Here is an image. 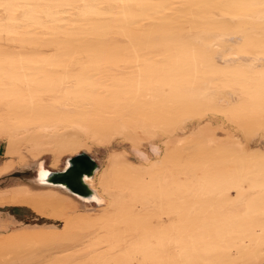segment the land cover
Here are the masks:
<instances>
[{"label":"bare ground","instance_id":"bare-ground-1","mask_svg":"<svg viewBox=\"0 0 264 264\" xmlns=\"http://www.w3.org/2000/svg\"><path fill=\"white\" fill-rule=\"evenodd\" d=\"M0 142V264H264V0H0Z\"/></svg>","mask_w":264,"mask_h":264},{"label":"rangeland","instance_id":"rangeland-1","mask_svg":"<svg viewBox=\"0 0 264 264\" xmlns=\"http://www.w3.org/2000/svg\"><path fill=\"white\" fill-rule=\"evenodd\" d=\"M155 143V142H154ZM158 145V144H157ZM125 149V148H124ZM80 152H84L83 150ZM87 153V152H86ZM90 159L92 158V160L95 162V164L100 165L103 159V155L104 152H101V150H98V148L92 149L90 152H88V154H86ZM41 159H45L46 160V167L48 169L51 170H61L63 167V163L64 160L61 159L60 164L55 167V169L53 167L49 166L51 157L50 156H43L41 157L39 160ZM34 172L33 169H30L28 171L22 172L20 174H16L15 176L20 177L22 179H26V180H30L33 176H34ZM29 178V179H28ZM91 206H94V204H90ZM84 206V205H83ZM84 209H89L85 206ZM6 212H9L11 215H13L16 219H18V221L22 222V223H32V224H37V225H45V224H49V225H54L55 227H57L58 229L64 228L65 227V222L63 221H55L53 222L52 220H49L47 218H43V217H38L36 216L30 209L28 208H17V209H12V208H6L5 209Z\"/></svg>","mask_w":264,"mask_h":264},{"label":"crops","instance_id":"crops-1","mask_svg":"<svg viewBox=\"0 0 264 264\" xmlns=\"http://www.w3.org/2000/svg\"><path fill=\"white\" fill-rule=\"evenodd\" d=\"M4 144L2 142H0V165L2 163V159L4 158ZM0 215L2 216H8L9 218H12L13 220L15 221H18V219H16L13 215H11L9 212H6L5 209L6 208H12V209H17V208H28V207H25V206H19V205H0ZM29 209V208H28ZM35 214V213H34ZM36 215V214H35ZM37 216V215H36ZM40 217V216H38ZM20 222V221H18ZM22 223V222H21Z\"/></svg>","mask_w":264,"mask_h":264},{"label":"water","instance_id":"water-1","mask_svg":"<svg viewBox=\"0 0 264 264\" xmlns=\"http://www.w3.org/2000/svg\"><path fill=\"white\" fill-rule=\"evenodd\" d=\"M86 157L89 158L88 156H86ZM84 158H85L84 156H82L81 154H79V156H77V157L74 158V161L77 164H79L81 167H83L84 164H85ZM65 177H66L65 175L58 176L57 180L58 181H62V180L66 181V178Z\"/></svg>","mask_w":264,"mask_h":264},{"label":"trees","instance_id":"trees-1","mask_svg":"<svg viewBox=\"0 0 264 264\" xmlns=\"http://www.w3.org/2000/svg\"><path fill=\"white\" fill-rule=\"evenodd\" d=\"M98 149H99V148H98ZM24 224H32V223H25V222H24Z\"/></svg>","mask_w":264,"mask_h":264},{"label":"flooded vegetation","instance_id":"flooded-vegetation-1","mask_svg":"<svg viewBox=\"0 0 264 264\" xmlns=\"http://www.w3.org/2000/svg\"><path fill=\"white\" fill-rule=\"evenodd\" d=\"M45 166H46V162H45ZM34 172V171H33ZM35 174V173H34Z\"/></svg>","mask_w":264,"mask_h":264}]
</instances>
